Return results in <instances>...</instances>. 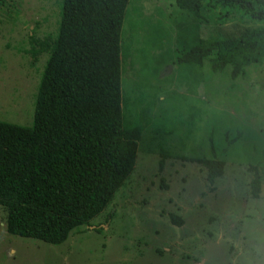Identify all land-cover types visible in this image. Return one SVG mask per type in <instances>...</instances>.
Listing matches in <instances>:
<instances>
[{
    "label": "rangeland",
    "instance_id": "1",
    "mask_svg": "<svg viewBox=\"0 0 264 264\" xmlns=\"http://www.w3.org/2000/svg\"><path fill=\"white\" fill-rule=\"evenodd\" d=\"M61 4L0 0V121L32 126L47 55L31 66L30 37L56 35ZM127 11L123 30L142 25L134 30L140 42L132 40L141 71L123 64V98L133 96L139 80L147 93L160 90L131 174L89 225L60 244L9 233L0 206V264H264V58L236 79L229 66L213 73L208 59L180 66L177 35L192 17L175 0H129ZM232 15L225 24L202 25V36L235 37L244 27L264 26L239 11ZM127 110L123 105L125 118ZM162 152L169 158L160 171ZM197 158L225 162L214 190ZM251 167L261 175L258 197L250 195ZM172 215L183 224L171 222Z\"/></svg>",
    "mask_w": 264,
    "mask_h": 264
},
{
    "label": "trees",
    "instance_id": "2",
    "mask_svg": "<svg viewBox=\"0 0 264 264\" xmlns=\"http://www.w3.org/2000/svg\"><path fill=\"white\" fill-rule=\"evenodd\" d=\"M129 0H62L56 35L33 38L27 53L34 66L47 55L30 127L0 121V206L9 233L60 244L69 233L89 225L131 174L137 140L158 100L143 80L123 98V64L140 74V48L133 46L141 24L123 30ZM192 17L177 37L180 66H202L213 73L230 67L229 77L264 58V26L244 27L235 37L202 36V25L225 24L234 11L264 24V0H175ZM134 28V29H133ZM128 30V31H126ZM165 57L159 54L158 62ZM123 105L128 108L125 118ZM169 154L162 152L159 170ZM206 170L214 190L224 173L220 159H192ZM250 195L258 197L261 175L251 167ZM163 180V179H162ZM161 180V181H162ZM167 188V185H164ZM171 222L183 224L172 215Z\"/></svg>",
    "mask_w": 264,
    "mask_h": 264
}]
</instances>
